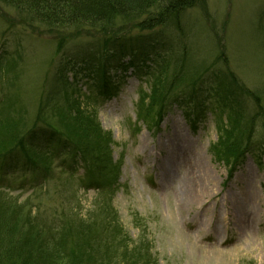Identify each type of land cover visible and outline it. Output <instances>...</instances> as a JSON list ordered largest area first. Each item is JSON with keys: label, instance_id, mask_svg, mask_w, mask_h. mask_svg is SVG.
Returning a JSON list of instances; mask_svg holds the SVG:
<instances>
[{"label": "rangeland", "instance_id": "rangeland-1", "mask_svg": "<svg viewBox=\"0 0 264 264\" xmlns=\"http://www.w3.org/2000/svg\"><path fill=\"white\" fill-rule=\"evenodd\" d=\"M14 13L0 2V111L5 102L14 101L11 114L25 107L22 124H32L42 94L55 88L57 66L73 57L67 89L77 87L83 107L96 111L99 123L112 135V156L121 165L120 184L108 189L87 186L96 182L97 174L69 157L72 153L63 166L58 158L48 171L31 169L21 154L12 156L13 170L0 171V202L15 207L9 228L16 243L19 230L30 225L45 227L60 222L62 215L70 222L87 218L105 205L103 212L112 208L127 242L140 249L144 260L153 253L152 264H264V119L254 135L258 155H248L232 174L212 152L228 120L217 102L229 71L264 103V0H206L186 10L181 28L171 23L159 30L164 45L136 53L146 62L139 70L117 64L119 59L128 62L132 52L110 58L107 68L115 87L109 94L99 93L87 75H95L94 61L80 63L87 55L108 56L99 35L81 33L59 52L54 34L35 24L22 25ZM184 46L186 66L202 71L203 90L194 98L185 90V100L165 111L163 120L141 119L138 110L151 71L164 59L183 57ZM63 93H56V102L64 99ZM252 98L242 96L250 114L256 108ZM168 152L175 166L164 176L160 163ZM195 157L212 178L203 198L189 202L180 197L179 185L185 175L197 178L188 173L190 166L198 169ZM245 219L250 229L239 223Z\"/></svg>", "mask_w": 264, "mask_h": 264}, {"label": "trees", "instance_id": "trees-1", "mask_svg": "<svg viewBox=\"0 0 264 264\" xmlns=\"http://www.w3.org/2000/svg\"><path fill=\"white\" fill-rule=\"evenodd\" d=\"M205 1L0 0L16 11V20L22 25L30 27L35 24L40 30L54 34L58 38L59 52H64L74 36L99 35L96 37L101 41V48L109 52L108 56L87 55L80 63L94 61L95 75H87L96 82L97 91L99 89L104 94H109L115 87L113 74L107 68L111 57L132 52L127 63L119 59L117 64L125 66V69L132 67L139 70L146 62L144 59L142 62L136 53L156 44L164 45L166 40L159 30L171 26V23L181 28L185 11L201 6ZM183 53V57L173 62L162 60L156 65L157 69L151 71L148 91L139 105L138 116L141 119H161L165 108L183 100L185 90L192 98L203 90L201 69H189L184 62L185 46ZM73 60L71 57L57 66L55 88L48 95L45 92L42 94L32 124H22V118L27 113L25 107L16 108L11 114L14 101L12 104L10 100L4 103L0 111V171L15 167L10 160L15 154H21L31 169L45 171L53 168L58 158L62 161L60 165H64L66 158L71 157L81 160L86 169L96 172V179L102 185L114 188L119 182L121 167L112 156V135L99 123L96 111H87L83 107L80 96H77V87L70 91L66 86L70 88L72 84L68 70ZM228 75L230 79L225 75L223 91L219 90L222 97L220 107L228 109V120L222 126L223 131L212 152L217 160L226 162L232 174L243 159L255 151L254 135L259 122L264 119V103L260 102L261 96L247 88L235 73L229 71ZM74 76L77 78V72ZM61 90L64 91V99L56 102V93ZM244 95L255 98H252L255 112H246L242 103ZM69 153L72 154L67 157ZM3 203L0 202V264H152V252L144 260L140 249L127 242L128 235L123 232L111 207L103 212L104 205L98 213L72 219L71 222L67 221L66 215H62L60 222L46 223L45 227L30 225L26 230H19L20 239L16 243L18 238L9 228L15 207L8 202ZM48 247L53 248L52 251L47 250ZM146 249L149 252L150 249Z\"/></svg>", "mask_w": 264, "mask_h": 264}, {"label": "bare ground", "instance_id": "bare-ground-1", "mask_svg": "<svg viewBox=\"0 0 264 264\" xmlns=\"http://www.w3.org/2000/svg\"><path fill=\"white\" fill-rule=\"evenodd\" d=\"M174 160H175V158H174L173 154H171V152H168L166 158H164V160L161 161L160 165H161V168L163 169L164 176L167 175V173H169L173 169V167L175 166ZM189 160L191 161V159H189ZM193 160H195L194 164L198 166V169H193L194 167L190 166V167H192V169L189 167L188 173L192 174V175L193 174L196 175L197 178L193 179L192 177L185 175L182 178L181 184L179 185L180 186V190H179L180 197H182L184 200H187L189 202H190V200H195L196 198H199V197H200L199 198L200 200L203 198L202 195H204L206 193V191L204 190V188L207 187L206 182L212 178V175H209L208 172H205L202 170L203 169V167H202L203 163L201 161H199L196 157ZM169 177H171V176L169 175ZM200 193H201V195H200ZM237 207L240 210V206L237 205ZM251 217H252V215H251ZM253 219H254V217H253ZM239 223H241V225L243 227H245V229L251 228L250 225L249 226L247 225L246 219H245V221H241Z\"/></svg>", "mask_w": 264, "mask_h": 264}]
</instances>
